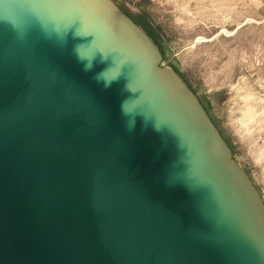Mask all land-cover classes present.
<instances>
[{
	"label": "water",
	"instance_id": "1",
	"mask_svg": "<svg viewBox=\"0 0 264 264\" xmlns=\"http://www.w3.org/2000/svg\"><path fill=\"white\" fill-rule=\"evenodd\" d=\"M0 264H264V199L114 0H0Z\"/></svg>",
	"mask_w": 264,
	"mask_h": 264
},
{
	"label": "rangeland",
	"instance_id": "2",
	"mask_svg": "<svg viewBox=\"0 0 264 264\" xmlns=\"http://www.w3.org/2000/svg\"><path fill=\"white\" fill-rule=\"evenodd\" d=\"M201 99L264 199V0H114Z\"/></svg>",
	"mask_w": 264,
	"mask_h": 264
},
{
	"label": "trees",
	"instance_id": "3",
	"mask_svg": "<svg viewBox=\"0 0 264 264\" xmlns=\"http://www.w3.org/2000/svg\"><path fill=\"white\" fill-rule=\"evenodd\" d=\"M128 13V12H127ZM129 14V13H128ZM130 15V14H129ZM131 16V15H130ZM133 18V17H132ZM135 20V19H134ZM136 21V20H135ZM137 22V21H136ZM138 23V22H137ZM139 24V23H138ZM140 25V24H139ZM141 26V25H140ZM142 27V26H141ZM143 28V27H142ZM144 29V28H143ZM145 30V29H144ZM146 31V30H145ZM147 32V34L153 39V37H152V35H151V33H149L148 31H146ZM154 40V39H153ZM214 121V120H213Z\"/></svg>",
	"mask_w": 264,
	"mask_h": 264
},
{
	"label": "flooded vegetation",
	"instance_id": "4",
	"mask_svg": "<svg viewBox=\"0 0 264 264\" xmlns=\"http://www.w3.org/2000/svg\"><path fill=\"white\" fill-rule=\"evenodd\" d=\"M124 10V9H123ZM134 19V18H133Z\"/></svg>",
	"mask_w": 264,
	"mask_h": 264
}]
</instances>
